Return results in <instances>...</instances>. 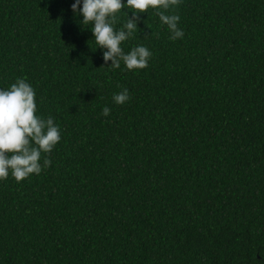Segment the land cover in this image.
<instances>
[{
	"label": "trees",
	"instance_id": "obj_1",
	"mask_svg": "<svg viewBox=\"0 0 264 264\" xmlns=\"http://www.w3.org/2000/svg\"><path fill=\"white\" fill-rule=\"evenodd\" d=\"M72 3L0 0V88L26 79L61 129L49 167L0 180V264H264V0H181L175 40L149 8L133 70Z\"/></svg>",
	"mask_w": 264,
	"mask_h": 264
},
{
	"label": "clouds",
	"instance_id": "obj_2",
	"mask_svg": "<svg viewBox=\"0 0 264 264\" xmlns=\"http://www.w3.org/2000/svg\"><path fill=\"white\" fill-rule=\"evenodd\" d=\"M181 0H74L71 9L82 14L83 26L91 25L95 43L104 49V65L111 61L113 69L119 68L121 61L128 70L143 69L148 66L152 52L143 45L133 47L127 54L121 47L137 31L140 13L156 10V15L171 32L170 39L183 38L184 31L178 27L179 15L174 9ZM127 7L132 16L119 29L116 28L119 13ZM158 35L157 33H153ZM129 90L124 88L114 94L113 101L122 105L130 100ZM38 106L33 86L24 78H18L10 88H0V180L7 179L9 173L19 183L31 174L39 175L42 168L51 165L50 154L61 140V129L54 119L37 115ZM105 106L102 115H110Z\"/></svg>",
	"mask_w": 264,
	"mask_h": 264
}]
</instances>
